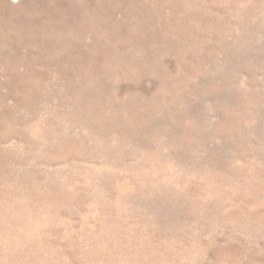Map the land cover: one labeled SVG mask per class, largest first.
I'll use <instances>...</instances> for the list:
<instances>
[{
    "label": "rangeland",
    "instance_id": "rangeland-1",
    "mask_svg": "<svg viewBox=\"0 0 264 264\" xmlns=\"http://www.w3.org/2000/svg\"><path fill=\"white\" fill-rule=\"evenodd\" d=\"M0 264H264V0H0Z\"/></svg>",
    "mask_w": 264,
    "mask_h": 264
}]
</instances>
